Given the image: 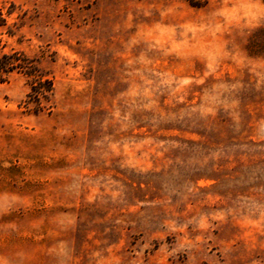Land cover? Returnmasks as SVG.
Here are the masks:
<instances>
[{"label":"rangeland","instance_id":"374dc122","mask_svg":"<svg viewBox=\"0 0 264 264\" xmlns=\"http://www.w3.org/2000/svg\"><path fill=\"white\" fill-rule=\"evenodd\" d=\"M0 10V264H264V0Z\"/></svg>","mask_w":264,"mask_h":264},{"label":"trees","instance_id":"16d2710c","mask_svg":"<svg viewBox=\"0 0 264 264\" xmlns=\"http://www.w3.org/2000/svg\"><path fill=\"white\" fill-rule=\"evenodd\" d=\"M4 20L5 19L3 17V13L0 10V25L3 24ZM17 57L18 56L16 55V53L4 54L3 56L0 57V75H2L4 72H10L15 67L21 65L19 62H16ZM48 83L51 84V86H48V88H46V89L52 91L54 89L53 84L49 80H48ZM37 92H38V90H37Z\"/></svg>","mask_w":264,"mask_h":264}]
</instances>
